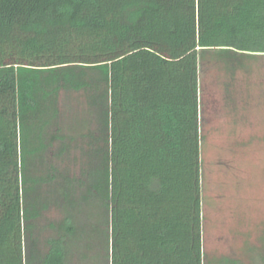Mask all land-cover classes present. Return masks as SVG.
<instances>
[{
    "label": "trees",
    "instance_id": "obj_1",
    "mask_svg": "<svg viewBox=\"0 0 264 264\" xmlns=\"http://www.w3.org/2000/svg\"><path fill=\"white\" fill-rule=\"evenodd\" d=\"M258 56L264 0H0V264H204L201 85Z\"/></svg>",
    "mask_w": 264,
    "mask_h": 264
},
{
    "label": "rangeland",
    "instance_id": "obj_2",
    "mask_svg": "<svg viewBox=\"0 0 264 264\" xmlns=\"http://www.w3.org/2000/svg\"><path fill=\"white\" fill-rule=\"evenodd\" d=\"M206 60L218 72L220 56L210 53ZM246 63H251L249 74L239 77L236 91L235 77L225 73L221 96L212 78L201 85L204 264H219L223 258L253 264L256 255L264 257V56ZM60 103L67 120L84 111L77 95H63ZM72 159L76 165L82 161L77 148L64 157L62 167L71 169ZM55 219L57 212L50 208L39 226Z\"/></svg>",
    "mask_w": 264,
    "mask_h": 264
}]
</instances>
